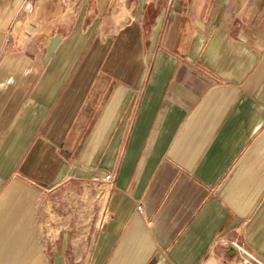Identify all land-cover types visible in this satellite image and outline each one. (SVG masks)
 <instances>
[{
    "label": "crops",
    "instance_id": "0c3cea01",
    "mask_svg": "<svg viewBox=\"0 0 264 264\" xmlns=\"http://www.w3.org/2000/svg\"><path fill=\"white\" fill-rule=\"evenodd\" d=\"M232 240L264 261V0H0V264Z\"/></svg>",
    "mask_w": 264,
    "mask_h": 264
},
{
    "label": "built area",
    "instance_id": "2783aa9c",
    "mask_svg": "<svg viewBox=\"0 0 264 264\" xmlns=\"http://www.w3.org/2000/svg\"><path fill=\"white\" fill-rule=\"evenodd\" d=\"M112 175L110 173L104 175V176H93L92 179L94 181H109L111 180ZM142 204L138 205V209L142 210ZM107 212H104L102 214V217L100 219V226L104 224L105 219L107 218ZM231 244L236 247L240 254V261L243 264H264V261L258 257L254 252H252L250 249L247 248L245 244L242 242H239L237 240H232Z\"/></svg>",
    "mask_w": 264,
    "mask_h": 264
},
{
    "label": "rangeland",
    "instance_id": "374dc122",
    "mask_svg": "<svg viewBox=\"0 0 264 264\" xmlns=\"http://www.w3.org/2000/svg\"><path fill=\"white\" fill-rule=\"evenodd\" d=\"M66 193H67V194H70V190H67Z\"/></svg>",
    "mask_w": 264,
    "mask_h": 264
}]
</instances>
